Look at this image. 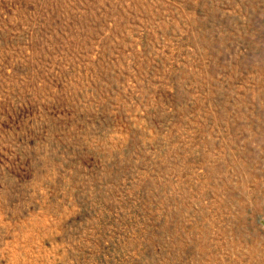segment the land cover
Listing matches in <instances>:
<instances>
[{"label": "rangeland", "instance_id": "374dc122", "mask_svg": "<svg viewBox=\"0 0 264 264\" xmlns=\"http://www.w3.org/2000/svg\"><path fill=\"white\" fill-rule=\"evenodd\" d=\"M0 264H264V0H0Z\"/></svg>", "mask_w": 264, "mask_h": 264}]
</instances>
